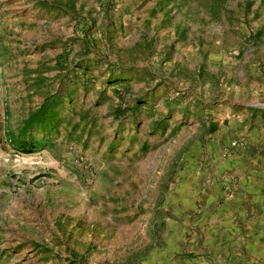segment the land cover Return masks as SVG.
I'll return each instance as SVG.
<instances>
[{"label": "rangeland", "instance_id": "374dc122", "mask_svg": "<svg viewBox=\"0 0 264 264\" xmlns=\"http://www.w3.org/2000/svg\"><path fill=\"white\" fill-rule=\"evenodd\" d=\"M263 4L0 1L8 123L57 100L47 148L18 153L2 178L13 264H154L158 231L187 218L178 185L202 163L188 161L205 154L210 123L264 101L249 91L264 83ZM259 222L241 226L232 264H264Z\"/></svg>", "mask_w": 264, "mask_h": 264}, {"label": "crops", "instance_id": "0c3cea01", "mask_svg": "<svg viewBox=\"0 0 264 264\" xmlns=\"http://www.w3.org/2000/svg\"><path fill=\"white\" fill-rule=\"evenodd\" d=\"M260 8L264 12V4L256 13L259 14ZM254 38L255 47H260L262 37ZM249 91L264 100V83L252 85ZM7 93L0 70V191L9 186L3 184L2 178L18 167L13 161L17 153L8 143L18 124L8 123ZM238 107L230 116L224 115L219 122L210 123L209 133L205 135L210 138L205 154L189 158L188 162L202 160V163L191 165L178 185L181 189L178 212H188L182 214L187 218L179 216L180 222L172 221L167 232L158 231L163 235V243L154 264H232L241 226L250 228L257 220L264 225V101L240 102ZM234 140L243 141L245 146L227 153L225 146ZM0 218L3 222L1 211ZM2 235L0 230V264H13L11 253L20 250L14 248L11 238ZM7 253H10L8 259Z\"/></svg>", "mask_w": 264, "mask_h": 264}, {"label": "trees", "instance_id": "16d2710c", "mask_svg": "<svg viewBox=\"0 0 264 264\" xmlns=\"http://www.w3.org/2000/svg\"><path fill=\"white\" fill-rule=\"evenodd\" d=\"M120 76L122 78L117 81L124 83L125 76ZM56 102L55 96L46 95L38 106L28 112L17 126V131L10 134L8 143L15 153L30 154L47 148L49 135L57 126ZM122 112L121 109L117 110L118 114Z\"/></svg>", "mask_w": 264, "mask_h": 264}, {"label": "built area", "instance_id": "2783aa9c", "mask_svg": "<svg viewBox=\"0 0 264 264\" xmlns=\"http://www.w3.org/2000/svg\"><path fill=\"white\" fill-rule=\"evenodd\" d=\"M243 146H245V143L243 141L234 140L230 143V149H234V150L237 148H241ZM17 156H18V153H17ZM233 182L235 183L236 181L233 180Z\"/></svg>", "mask_w": 264, "mask_h": 264}]
</instances>
